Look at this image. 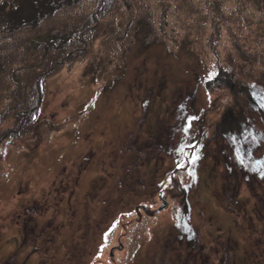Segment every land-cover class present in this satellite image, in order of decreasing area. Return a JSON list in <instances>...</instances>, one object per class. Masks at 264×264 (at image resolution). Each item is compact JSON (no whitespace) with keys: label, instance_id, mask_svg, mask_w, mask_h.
<instances>
[{"label":"rangeland","instance_id":"1","mask_svg":"<svg viewBox=\"0 0 264 264\" xmlns=\"http://www.w3.org/2000/svg\"><path fill=\"white\" fill-rule=\"evenodd\" d=\"M0 264H264V0H0Z\"/></svg>","mask_w":264,"mask_h":264},{"label":"trees","instance_id":"2","mask_svg":"<svg viewBox=\"0 0 264 264\" xmlns=\"http://www.w3.org/2000/svg\"><path fill=\"white\" fill-rule=\"evenodd\" d=\"M22 8V6H20V7H18V10H22L21 9ZM16 14V12H13L11 15H10V12H8V15H9V17H12V16H14ZM232 120H235V118H233V116H232ZM192 121H194V120H190V124H191V122ZM228 123V125H231V123L230 122H227ZM189 124V125H190ZM210 140V139H209ZM189 143L191 142L192 143V146H188L187 144H185V146H184V149H186L187 150V152H189V154L190 155H194V153H195V151H198L199 149H200V139L199 140H197V139H195V138H192V140H190L189 139V141H188ZM188 143V144H189ZM190 147V148H189ZM183 149V150H184ZM183 150H181L180 151V154H182V151Z\"/></svg>","mask_w":264,"mask_h":264}]
</instances>
